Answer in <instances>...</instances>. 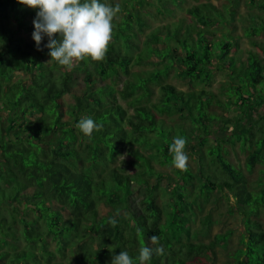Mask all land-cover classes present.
<instances>
[{
  "label": "trees",
  "instance_id": "1",
  "mask_svg": "<svg viewBox=\"0 0 264 264\" xmlns=\"http://www.w3.org/2000/svg\"><path fill=\"white\" fill-rule=\"evenodd\" d=\"M107 2L121 11L105 58L68 70L47 48L36 49L35 9L0 0V264H111L120 251L135 261L141 247L159 245L164 252L153 251L150 264H215V247H226L232 230L207 241L190 231L196 194L212 193L241 217L224 264H264V169L249 183L226 148L240 144L249 172L264 165V113L221 136L212 132L221 115L211 108L234 110L240 122L264 107L263 57L239 48L233 25L241 23L249 38L263 33L264 0H245L246 14L236 12L238 0L199 1L187 21L174 17L182 0H152L166 20L151 26L148 0ZM223 69L219 100L206 85ZM171 72L192 89L168 81ZM87 117L100 125L91 136L77 127ZM177 136L197 167H174L173 179L154 163L172 164ZM160 188L167 196L161 206ZM201 222L212 221L206 215Z\"/></svg>",
  "mask_w": 264,
  "mask_h": 264
},
{
  "label": "clouds",
  "instance_id": "2",
  "mask_svg": "<svg viewBox=\"0 0 264 264\" xmlns=\"http://www.w3.org/2000/svg\"><path fill=\"white\" fill-rule=\"evenodd\" d=\"M18 3L35 9L31 38L36 49L47 48L49 57L68 70L85 58L94 61L105 58L112 40L113 21L121 11L119 3L112 4L107 0H18ZM77 127L91 136L100 125L87 117L79 120ZM186 144L185 138L177 136L173 137L169 148L173 154L172 165L179 170H186L188 166ZM111 222L116 221L113 218ZM150 239L159 245V237ZM153 251L163 254L164 247L159 245L154 250L141 247L135 261L128 251H120L112 257L111 264H136L137 261L138 264H150Z\"/></svg>",
  "mask_w": 264,
  "mask_h": 264
},
{
  "label": "rangeland",
  "instance_id": "3",
  "mask_svg": "<svg viewBox=\"0 0 264 264\" xmlns=\"http://www.w3.org/2000/svg\"><path fill=\"white\" fill-rule=\"evenodd\" d=\"M204 1V0H199ZM199 1L195 0H182L181 3H178V5H175L174 8V17L175 18H183V20H189V14L188 9L193 4L200 3ZM215 5L222 6L224 4H228L229 1L233 0H211ZM152 0H148L147 6L148 10L152 11V13L147 12V21L148 24L151 26L158 24V22L161 20L165 21L166 19L163 18V16H156L155 9L151 7L152 4L150 3ZM238 4L235 6L236 12L239 14H246L247 13V6L245 4V0H238ZM33 21V19H31ZM233 25L236 26L234 30V34L239 35V48L244 49H251L256 51L258 54H261L264 60V53L261 52L260 46L264 45V32L252 36L251 38L254 39L257 42V45H252L250 40L251 38L246 37L243 32V28L241 23L238 24L237 21H233ZM150 27H148V30ZM28 32H22L23 37H27ZM243 56V55H242ZM225 69H223L221 72L217 71L213 77L210 80V83L206 85L208 90H212L216 93V96L220 100L219 96V86L221 85L224 77H225ZM18 77L16 75L15 79ZM168 81L173 83L178 89L180 90H190L192 89L191 86L187 83V81L180 80L176 76L173 75V73H170V76L168 77ZM66 100L69 101L68 96H66ZM123 101V100H122ZM212 111H216L219 115H221L220 120L214 121V125L212 126V132H215L216 135L225 136L226 134H230L232 132H239L241 130H244L246 126L252 122L256 117H258L260 114L264 113V107L261 109H256L254 112H251L249 116L243 121L237 122V112L234 110H223L222 108L213 105ZM131 111V109H129ZM221 111V112H220ZM225 125V128L218 129L220 126ZM211 143H214V139H211ZM196 147H199L201 144L196 143ZM195 146V144H194ZM204 147V146H203ZM226 148L228 149L229 154L227 155V158L230 160V162L235 165L237 168L241 169L245 174L246 177L251 183L254 179H256L261 171L264 169V165L256 164L251 172L247 171L245 167V159H246V152L245 150L242 151L240 148V144L238 142L230 145L227 144ZM193 169V171L196 170L197 167V160L196 157L194 158L190 155H188V162ZM154 166L157 169L163 170L165 172L170 173V175L173 177V179L177 178L176 173L174 172V166L172 164H159L158 162L154 163ZM197 182V181H196ZM194 183V182H193ZM188 191L193 190L191 185H187ZM162 189L160 188L156 203L161 206L165 203L167 196H162L161 193ZM136 196H139L140 193L138 192L135 194ZM196 204H191V210L196 213L195 218L192 222H190V231H197L198 232V238L203 239L205 241L210 240L216 233H221L226 231L227 229L232 230V235L227 240V246L222 247L220 245H217L215 247V264H224L226 261L229 260L230 252H233V250L237 246V240L239 237V233L241 230V217L238 214V210L233 208L231 210L230 205L228 204V201L225 199L224 195L221 193H212L208 199H205L203 195L196 194ZM188 200H191L189 198ZM233 198L229 197V201H232ZM103 207H100V211ZM209 215L211 218V224L208 226L207 224H203L201 220L206 216Z\"/></svg>",
  "mask_w": 264,
  "mask_h": 264
}]
</instances>
